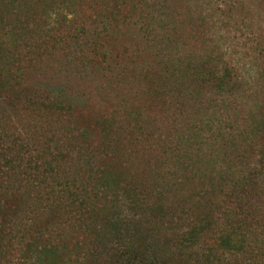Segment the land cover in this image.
Here are the masks:
<instances>
[{
	"label": "trees",
	"instance_id": "obj_1",
	"mask_svg": "<svg viewBox=\"0 0 264 264\" xmlns=\"http://www.w3.org/2000/svg\"><path fill=\"white\" fill-rule=\"evenodd\" d=\"M146 5L0 0V264H264V62L168 41L150 74L162 110H111L92 131L43 83L55 51L104 62V38Z\"/></svg>",
	"mask_w": 264,
	"mask_h": 264
},
{
	"label": "rangeland",
	"instance_id": "obj_2",
	"mask_svg": "<svg viewBox=\"0 0 264 264\" xmlns=\"http://www.w3.org/2000/svg\"><path fill=\"white\" fill-rule=\"evenodd\" d=\"M146 2L145 17L141 22L138 16L118 22L115 32L104 38L103 51L110 55L104 62L100 56H88L87 51L82 63L68 65L63 52H54L51 65L44 69L46 80L43 78V83L47 81L49 88L63 85L68 91L73 107H76L65 122L70 127L72 124L74 128L86 127L92 131L90 125L97 116L111 113V110L131 112L138 108L145 116L159 113L162 110L158 108L160 87L150 74L158 68L155 56L162 59L159 49L168 41L177 42L181 53L201 56L212 48L215 53L221 51L225 60L240 68H249L252 62L262 66L264 55L259 50L264 47V0ZM90 33L94 37L92 29ZM184 42L185 48L182 47ZM63 65L70 67L71 77L61 73ZM248 103L241 107L252 106L250 101ZM92 134L97 137L96 133ZM144 165L140 159V163L130 167L140 171L144 170ZM151 178L149 174L147 181ZM184 192L185 198L192 196L191 186L187 185ZM68 230L65 227V236ZM74 237V232L68 235L69 239Z\"/></svg>",
	"mask_w": 264,
	"mask_h": 264
}]
</instances>
